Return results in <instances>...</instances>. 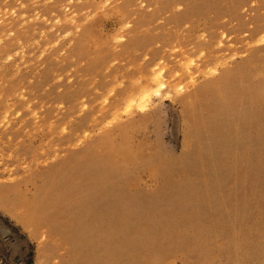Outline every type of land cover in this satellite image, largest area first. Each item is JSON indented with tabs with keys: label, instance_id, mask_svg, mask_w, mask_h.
I'll list each match as a JSON object with an SVG mask.
<instances>
[{
	"label": "rangeland",
	"instance_id": "obj_1",
	"mask_svg": "<svg viewBox=\"0 0 264 264\" xmlns=\"http://www.w3.org/2000/svg\"><path fill=\"white\" fill-rule=\"evenodd\" d=\"M0 264H264V0H0Z\"/></svg>",
	"mask_w": 264,
	"mask_h": 264
},
{
	"label": "bare ground",
	"instance_id": "obj_2",
	"mask_svg": "<svg viewBox=\"0 0 264 264\" xmlns=\"http://www.w3.org/2000/svg\"><path fill=\"white\" fill-rule=\"evenodd\" d=\"M170 1H172V0H170ZM170 5V4H169Z\"/></svg>",
	"mask_w": 264,
	"mask_h": 264
}]
</instances>
